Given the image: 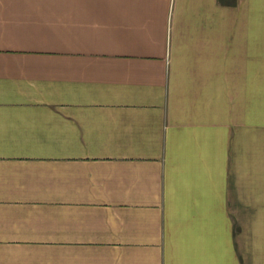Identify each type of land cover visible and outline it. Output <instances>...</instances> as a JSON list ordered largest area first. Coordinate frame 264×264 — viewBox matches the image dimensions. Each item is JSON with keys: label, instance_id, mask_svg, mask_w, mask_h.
<instances>
[{"label": "crops", "instance_id": "1", "mask_svg": "<svg viewBox=\"0 0 264 264\" xmlns=\"http://www.w3.org/2000/svg\"><path fill=\"white\" fill-rule=\"evenodd\" d=\"M0 264H264V0H0Z\"/></svg>", "mask_w": 264, "mask_h": 264}]
</instances>
